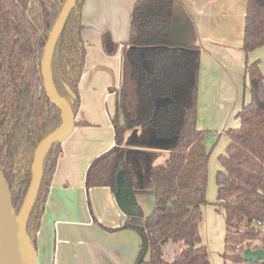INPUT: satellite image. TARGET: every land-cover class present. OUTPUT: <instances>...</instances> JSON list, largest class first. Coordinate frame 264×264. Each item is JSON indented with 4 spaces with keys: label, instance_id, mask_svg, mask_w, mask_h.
Returning <instances> with one entry per match:
<instances>
[{
    "label": "trees",
    "instance_id": "1",
    "mask_svg": "<svg viewBox=\"0 0 264 264\" xmlns=\"http://www.w3.org/2000/svg\"><path fill=\"white\" fill-rule=\"evenodd\" d=\"M66 1L0 0V170L18 214L31 183L36 148L63 124L61 110L47 94L41 62ZM84 3L77 0L51 64L56 89L75 115L81 104L79 84L86 59ZM174 36V0L135 1L129 38L123 43L122 83L112 88L118 93L117 112L112 116L115 144L92 160L85 183L88 189L109 187L115 193L117 174L124 171L135 196L155 197L153 210L142 216L149 248L141 264H214L199 231L202 207L208 203L211 155L205 144L209 130L198 125L201 51L198 46L175 42ZM102 45L107 54L114 55L121 44L105 33ZM259 47H264V0H246L242 48L248 55ZM246 76L251 99L237 113L239 126L223 131L229 143L219 156L221 169L216 176L215 203L221 206L226 227L224 264H264L243 257L246 248L264 246V73L260 60L247 59ZM136 127H153L158 137L176 138L165 162L147 168L146 153L126 147V132ZM61 154L62 143H55L42 162L41 188L27 226L36 250ZM127 226L131 223L123 227ZM170 241L179 248L168 259L164 245Z\"/></svg>",
    "mask_w": 264,
    "mask_h": 264
},
{
    "label": "crops",
    "instance_id": "2",
    "mask_svg": "<svg viewBox=\"0 0 264 264\" xmlns=\"http://www.w3.org/2000/svg\"><path fill=\"white\" fill-rule=\"evenodd\" d=\"M135 1L85 0L82 21L87 52L80 82L81 104L72 133L62 142L63 152L42 214L36 250L39 264H48L47 254L54 237L57 243L52 254L56 257L52 256V264H66L68 255L71 257L74 253L66 248L71 237H75L74 227L93 224L92 217L94 220L98 217L102 224L106 219L112 227L122 230L126 229L123 227L126 222H137L134 216L122 212L109 187L88 189L85 183L92 160L115 144L113 114L108 101L111 100V107H117L118 93L112 88L118 89L122 83L123 43L129 38ZM245 15L246 0H174V40L198 46L201 51L198 125L202 128V124H212L220 135L229 127L239 126L237 113L250 99V96L246 98L247 59L260 60L264 73V49L260 47L247 55L242 48ZM105 33L121 44L114 55L103 49ZM175 142L176 138L158 137L153 127H136L125 135L126 147L146 153L147 168L159 161L165 162ZM86 197L94 212L92 217L86 214L83 201ZM99 200L107 206L110 217L100 211ZM137 243L141 247L142 242ZM88 248L91 264L126 262L125 253L113 256L96 241H89ZM135 248L134 243L132 255Z\"/></svg>",
    "mask_w": 264,
    "mask_h": 264
},
{
    "label": "water",
    "instance_id": "3",
    "mask_svg": "<svg viewBox=\"0 0 264 264\" xmlns=\"http://www.w3.org/2000/svg\"><path fill=\"white\" fill-rule=\"evenodd\" d=\"M76 2L77 0H67L65 2L49 34L41 62L47 94L61 110L63 124L57 132L42 140L36 148L32 163L31 183L19 214L12 205L10 188L0 170V264H39L36 249L28 234L27 226L41 188L43 159L51 146L55 143H62L70 136L75 126L76 115L56 89L51 64L56 43ZM114 194L122 212L137 219V222H131V226L138 229L142 235V250L135 262V264H141L148 252L149 240L141 228L143 225L141 219L143 220V218L140 217V208L135 200L132 185L125 176L124 171L117 174V190ZM243 257L245 261L262 260L264 262V246L258 249L246 248Z\"/></svg>",
    "mask_w": 264,
    "mask_h": 264
},
{
    "label": "rangeland",
    "instance_id": "4",
    "mask_svg": "<svg viewBox=\"0 0 264 264\" xmlns=\"http://www.w3.org/2000/svg\"><path fill=\"white\" fill-rule=\"evenodd\" d=\"M262 48L264 49V47ZM86 52H87V48H86ZM85 63H86V59H85ZM84 68H85V64H84ZM79 94H80V84H79ZM249 96H250V91L248 88H246V98L249 99ZM108 102H109L108 106L110 107V112L113 115H115L117 112V107L110 106L112 105L111 100H109ZM105 111L106 113H108L106 109ZM120 118L121 119L123 118L122 114L120 115ZM202 128L209 130V132L206 134L205 137V144L208 150L211 152V155L209 161L208 186H207L208 203L204 204L202 207L203 219L199 225V231L203 243L206 244L209 248L210 260L212 261V263L224 264L223 254L225 251L226 227H225V219L223 212L221 210V206L215 203L217 201L216 176H217V172L221 169L219 156L225 152L229 140L225 134L220 135V133L216 131L217 127L212 124H208L207 126H205V124L204 125L202 124ZM158 163L160 164L163 162L159 161ZM135 198H137V200L140 202L139 208L142 214V215L140 214V217L146 216L153 210L155 206V197L153 195L141 194L139 196L136 195ZM83 201L85 202V206H86V212H87L86 214H90L91 217L94 216V212L91 209V206L89 208V203H90L89 198L86 197V200ZM98 205L101 209L100 211H102L104 215L110 217V212H108V215L106 213L108 210L107 206L106 205L103 206L102 201L100 200L98 201ZM92 219L94 223L91 225H80L74 227L73 234L75 235V237L72 236L70 242L67 245L65 244L66 248L68 250L72 249L74 253L71 255V257L68 255L66 264H81L84 261L88 264H91L90 253L88 248L89 241H96L98 246L99 245L102 246V248H104L106 251L111 252L113 256L117 255L118 252L120 254L125 253L124 257L126 262H124V264H135L139 253L138 250L140 248L137 242L138 240L140 243L142 242V235L138 231V229L134 227L133 228L126 227V229L122 230L121 228L117 227L119 229L118 230L115 229V227H112L110 224H108L105 218H104L105 219L104 224H102L99 221L98 217L95 218L96 221L94 220L93 217ZM110 231L114 233L112 234L110 233ZM56 243H57V239L56 237H54L53 244L47 254L48 264H52L51 261V258L53 256L52 251L56 248ZM134 243L136 244V248L134 250V254L132 255V246L134 245ZM178 248H179L178 244L173 243L171 241L167 242L164 245L165 257L171 259ZM53 257L55 258L56 256L54 255ZM61 257L62 255H60V258Z\"/></svg>",
    "mask_w": 264,
    "mask_h": 264
}]
</instances>
